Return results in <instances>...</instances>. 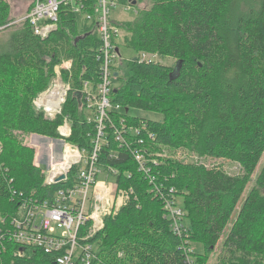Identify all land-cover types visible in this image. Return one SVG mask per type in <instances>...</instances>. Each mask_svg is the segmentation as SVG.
Instances as JSON below:
<instances>
[{
  "label": "trees",
  "instance_id": "trees-1",
  "mask_svg": "<svg viewBox=\"0 0 264 264\" xmlns=\"http://www.w3.org/2000/svg\"><path fill=\"white\" fill-rule=\"evenodd\" d=\"M150 1L137 19L119 24L114 41L139 56L114 66L122 85L113 90L112 103L123 110L111 114L115 126L107 127L98 167L118 189L133 193L94 237L93 264H186L183 240L134 158L141 148L161 162L155 174L167 188L162 196L174 188L186 211L191 240L203 249L195 264H209L215 253L214 264H264V164L255 177L264 156V0ZM96 2L88 0L80 16L63 5L57 29L45 39L28 21L0 36V229L10 227L22 199L42 201L62 188L45 183L36 150L22 135L64 138L93 151L96 123L82 94L84 82L97 86L101 75ZM10 15V2L0 0V24H8ZM142 53L174 59L175 65L142 62ZM65 61L70 69L60 68ZM58 68L71 88L63 113L49 121L34 100L51 87ZM132 108L160 112L164 119L130 117ZM66 118L68 137L59 131ZM121 118L131 127L145 124L155 139L143 133L141 145L126 135L128 146H122L116 139ZM164 148L237 162L241 171L231 175L197 161L164 159ZM2 242L0 264H55L40 249L9 240L3 249ZM21 249L23 256L17 255Z\"/></svg>",
  "mask_w": 264,
  "mask_h": 264
},
{
  "label": "built area",
  "instance_id": "built-area-1",
  "mask_svg": "<svg viewBox=\"0 0 264 264\" xmlns=\"http://www.w3.org/2000/svg\"><path fill=\"white\" fill-rule=\"evenodd\" d=\"M88 0H32L31 9L27 14L32 31L42 39L47 38L57 29L59 14L63 5H70L72 11L80 16L85 11V3ZM120 5L125 10H132L136 5L130 0L121 3L120 0H97L95 10L97 13V27L102 41L99 55L102 60L101 75L98 85L91 82H84L83 98L87 105L86 109L91 113L89 119L96 123V136L94 138L93 151L79 149L76 146L67 144L65 155L62 161L55 163L49 175H46L47 185H60L62 188L56 190L51 198L42 201L33 197L22 199L20 207L11 221L10 227L5 230L0 229L1 247L4 249V242L9 240L22 248L40 249L46 254L53 255L55 264H93L97 259V248L94 249L92 242L94 237L105 225L104 216L106 205L110 206V213L113 209L114 198L112 197L109 186L105 182L98 180L102 170L98 167L99 153L105 143L107 127H114L112 113H120L123 108L112 103V82L115 79L114 66L121 59L114 45L115 39L120 36L118 22L111 19L110 9L112 6ZM138 13V12H137ZM6 25L0 24V30L6 29ZM121 53V52H120ZM158 56L155 54L142 53L140 60L156 61ZM71 68L72 63L67 62L62 65ZM61 75L60 68L57 75ZM61 79V78H60ZM57 96L50 92L42 101L37 102V107L44 108L47 116L56 117L62 114V105L66 102L70 84L56 85ZM119 125L122 131L116 132V139L120 144L128 146L126 135L135 137L138 143L143 145L144 140L141 135L146 133L151 140L155 139L153 133L147 132V126H129L124 118L120 119ZM65 137L70 136L71 124L69 118L60 129ZM68 155L67 158L65 156ZM72 155V156H71ZM161 157V155H157ZM134 158L139 170L145 175L149 184L152 186L151 192L154 197L159 198L164 203L167 217L171 220L173 232L182 238L184 251L186 254L185 263L195 264L194 242L186 221V212L179 204L178 195L174 188H169L168 196H162L161 189L165 185L160 181V177L155 174V167H160L161 162L157 158L147 155L144 148L134 152ZM64 159V160H63ZM116 173L115 171H111ZM65 176L64 183H57V179ZM70 181V182H69ZM66 183H70L67 185ZM66 184V185H65ZM131 190L116 191L115 200H120L117 208L125 206L130 200ZM118 202V201H117ZM4 222V220H3ZM54 225L65 228L61 235H57ZM5 226V225H4ZM24 250L17 252L23 256Z\"/></svg>",
  "mask_w": 264,
  "mask_h": 264
},
{
  "label": "rangeland",
  "instance_id": "rangeland-1",
  "mask_svg": "<svg viewBox=\"0 0 264 264\" xmlns=\"http://www.w3.org/2000/svg\"><path fill=\"white\" fill-rule=\"evenodd\" d=\"M8 1L10 2V5H11V15H10L11 21L9 22V26L6 28L7 30L6 29L4 30L2 29V31L0 30V36L6 33L8 34L10 29L15 28L17 26L19 27L21 24L26 22L23 20L26 19L27 14L31 9L32 0H8ZM150 6H151L150 0H145L141 2V4L139 5L137 3L136 8L132 10H125L120 5H116V6L111 7L110 16H111V19L121 24L126 23V22H132L140 16V14L142 13L141 12L142 10L149 9ZM120 51H121L120 53L121 59L125 60V62L130 61L139 56V53L135 49L126 47L124 45L121 46ZM157 61L165 65H169V66L175 65L174 59H171V58H165V59L158 58ZM68 62H71V61H68ZM64 63H67V61H65ZM66 67L68 68V64H66V66H63V67L61 66L60 68L67 69ZM60 78H61V75L58 74L57 77L53 79L51 87L48 90L41 92L36 97V99L34 100V104L36 107H37V102L39 104V102L42 101L41 99H44V97H46V95H49L50 92L52 93L53 96H57V90L55 88L56 85L57 84L60 85L62 83L63 85L66 84V82H64L63 79L62 78L60 79ZM112 84H113L112 88L115 89L122 85V80L113 79ZM63 105H62V113H63ZM37 108L38 110H41L45 113V117L49 121H54L58 116H60V114H58L56 117L47 116L44 108L40 106ZM86 111L88 113H91L87 109ZM129 116L136 117L139 119L154 120V121H163L164 119L163 114L160 112L142 110V109H137V108L130 109ZM62 126L63 125L59 127V131ZM37 137H41V138H37ZM37 137H33V135H22L21 139L26 145L35 148L36 153H37L35 163L39 165L40 167H42L46 175H49L55 163L56 164L60 163L62 161L61 158H64L65 151H66L65 146L70 143H68L64 138L50 139V138H46L42 136H37ZM161 153L164 159L182 160V161L189 162V163H193L194 161L195 162L197 161V162L207 165L208 167L222 168L231 175H238L241 171V167L237 162H233V161L225 160V159L199 158L198 156L194 154H190L186 152L184 149L164 148L161 151ZM263 164H264V156L260 163V166L258 167L255 177L260 172ZM98 180L101 182H105L109 186L112 197L114 198L113 209L110 213H108L110 210V206L106 205L105 213L107 214L104 216V222H105V219L110 218V217H116V215L119 213L121 208H117V205L118 204L120 205V200L119 198L118 200H115V198L117 197L116 191L120 192V190H124V189H118L102 173L100 174ZM253 184L254 183H251L249 187H252ZM183 210L184 212H186L184 208ZM53 227L55 228L57 235H61L65 231V228L60 227L59 225H54ZM93 247L94 249H96L95 244L93 245ZM193 248L195 252L197 253L202 252L203 250L201 244H197V243L193 244ZM216 256H217L216 253L213 254L212 257L209 259L208 263L214 264L216 260Z\"/></svg>",
  "mask_w": 264,
  "mask_h": 264
},
{
  "label": "water",
  "instance_id": "water-1",
  "mask_svg": "<svg viewBox=\"0 0 264 264\" xmlns=\"http://www.w3.org/2000/svg\"><path fill=\"white\" fill-rule=\"evenodd\" d=\"M133 4L134 5H136L137 4V1H134L133 2ZM116 52L120 55V50L119 49H117L116 50ZM136 60V59H135ZM119 74L118 73H115V76L117 77ZM80 98H81V95H80ZM129 111V109H127V112ZM38 135H33V137H37ZM43 137V136H42ZM37 138H41V137H37ZM47 138V137H46ZM51 139V138H50ZM62 159V158H61ZM64 179H65V176L63 175V176H61V177H59L56 181H57V183H59V182H63L64 183Z\"/></svg>",
  "mask_w": 264,
  "mask_h": 264
},
{
  "label": "bare ground",
  "instance_id": "bare-ground-1",
  "mask_svg": "<svg viewBox=\"0 0 264 264\" xmlns=\"http://www.w3.org/2000/svg\"><path fill=\"white\" fill-rule=\"evenodd\" d=\"M119 127H120V126H119ZM114 130H115V129H114ZM124 147H125V146H124ZM71 156H72V155H71ZM67 157H68V155L65 156V158H67ZM150 189H151V188H150Z\"/></svg>",
  "mask_w": 264,
  "mask_h": 264
},
{
  "label": "crops",
  "instance_id": "crops-1",
  "mask_svg": "<svg viewBox=\"0 0 264 264\" xmlns=\"http://www.w3.org/2000/svg\"><path fill=\"white\" fill-rule=\"evenodd\" d=\"M31 3H32V1H31ZM31 3H30V4H31Z\"/></svg>",
  "mask_w": 264,
  "mask_h": 264
}]
</instances>
